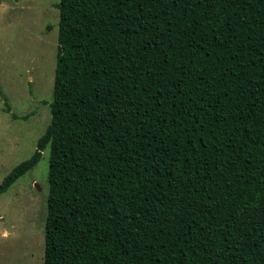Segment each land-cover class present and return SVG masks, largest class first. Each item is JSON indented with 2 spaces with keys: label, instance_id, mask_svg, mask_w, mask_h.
I'll list each match as a JSON object with an SVG mask.
<instances>
[{
  "label": "trees",
  "instance_id": "trees-1",
  "mask_svg": "<svg viewBox=\"0 0 264 264\" xmlns=\"http://www.w3.org/2000/svg\"><path fill=\"white\" fill-rule=\"evenodd\" d=\"M56 6L44 264H264V0Z\"/></svg>",
  "mask_w": 264,
  "mask_h": 264
},
{
  "label": "rangeland",
  "instance_id": "rangeland-1",
  "mask_svg": "<svg viewBox=\"0 0 264 264\" xmlns=\"http://www.w3.org/2000/svg\"><path fill=\"white\" fill-rule=\"evenodd\" d=\"M60 0H0V183L51 121ZM7 102L11 111H7ZM12 112L28 119L14 118ZM49 147L0 194V264H44Z\"/></svg>",
  "mask_w": 264,
  "mask_h": 264
}]
</instances>
